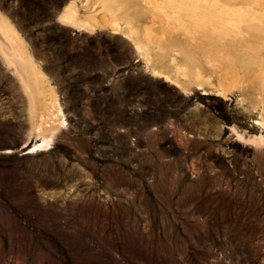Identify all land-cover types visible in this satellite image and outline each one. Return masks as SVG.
<instances>
[{
    "label": "rangeland",
    "instance_id": "1",
    "mask_svg": "<svg viewBox=\"0 0 264 264\" xmlns=\"http://www.w3.org/2000/svg\"><path fill=\"white\" fill-rule=\"evenodd\" d=\"M152 7L0 0V264H264V48Z\"/></svg>",
    "mask_w": 264,
    "mask_h": 264
},
{
    "label": "bare ground",
    "instance_id": "2",
    "mask_svg": "<svg viewBox=\"0 0 264 264\" xmlns=\"http://www.w3.org/2000/svg\"><path fill=\"white\" fill-rule=\"evenodd\" d=\"M116 1H118V0H116ZM142 1H144V0H142ZM145 1H148V5H149V3H151L152 4V8H154V10H155V8L156 9H159V10H161V11H163L164 13H168L169 11H171L172 13L170 14V15H167V14H165L166 15V17H165V19L168 21L167 23L171 26H169V28L171 29V31L172 30H174L175 28H181V29H183L182 30V32L184 31V30H187L188 29V31L186 32V34L188 33L189 35H190V38H192L191 36L193 35V33H196V28L197 27H199V26H197L196 27V25L195 24H197V23H199V24H205V26L206 25H213L212 26V28H215V27H218V29L220 30V33L222 34V35H225L226 33V31H228L229 30V28H234L232 31H237V32H241V34L242 35H245V33H246V35H248V36H246L247 38H248V40H249V38L251 39L250 41H248L249 42V46L251 47V46H253L254 44H257V46H253L254 47V49H255V47H257V48H260L261 47V50H262V48H264V13L262 12V11H260V10H257L256 8H257V5H259L260 7H261V5H263V4H261L260 2H259V0H249V3H247V4H243L242 6H239V7H234L235 5L233 4V2H231L230 0H216V1H212V3H206V2H201V0H178L177 2H169V3H167L168 2V0H145ZM181 1L183 2V4H191L190 6H191V8H192V18H193V20H188L190 23H188V21L186 20V19H183V17H181V14H180V12H179V10L177 11L176 9L177 8H183V7H181ZM230 1V2H229ZM261 1V0H260ZM188 2V3H187ZM235 2V1H234ZM147 3V2H146ZM145 3V4H146ZM172 3V4H171ZM108 4H109V2H108ZM125 4V3H124ZM123 4V5H124ZM202 4H204V5H206V8H208V6H210V8L211 7H213L214 6V9H216L215 7H217V9L219 10V11H217V12H220L221 13V15H222V17L220 18L221 20H219L218 19V17H217V14L215 13V17H216V19L214 20V18H212V16H211V12L210 11H208L206 8H204L203 10H201V11H198L197 10V8H200V5L202 6ZM212 4V5H211ZM241 4V3H240ZM239 5V4H238ZM189 6V7H190ZM115 7V6H114ZM118 7V6H117ZM151 8V9H152ZM124 9V8H123ZM187 9V8H186ZM113 10V9H112ZM117 10V9H116ZM121 11H122V9H120ZM172 10H174L175 12H176V14H178L179 16L177 17H172V16H174V12L172 11ZM181 10V9H180ZM109 11V10H108ZM111 11V10H110ZM213 11V10H212ZM117 11H115V9H114V13H116ZM113 13V14H114ZM111 14H112V12H111ZM188 14V13H187ZM214 14V13H213ZM212 14V15H213ZM219 14V13H218ZM163 17H164V15H162ZM183 16H185V15H183ZM198 16V17H197ZM171 18V19H169V18ZM189 17V16H188ZM201 18V17H204V19L203 20H197V18ZM90 18V17H89ZM88 18V19H89ZM93 18V17H92ZM92 18H90V19H92ZM162 18V17H161ZM176 18V19H175ZM94 19V18H93ZM162 19H164V18H162ZM191 19V18H190ZM4 20V19H3ZM96 19H94V21H95ZM161 20V19H160ZM170 20H173V22L172 23H170ZM175 20V21H174ZM163 21V20H162ZM216 21V22H215ZM7 22V21H6ZM2 24V23H1ZM11 24V23H10ZM128 24H129V22H128ZM166 25V24H165ZM188 25H189V27H188ZM190 25H193V27L191 28L190 27ZM195 25V26H194ZM10 26V25H9ZM179 26V27H178ZM11 27V26H10ZM0 28H2V25H0ZM13 28V29H12ZM12 28H9V27H7V26H5V25H3V29H4V33L6 34V36L5 37H7L6 39L9 41V48H10V50H12V51H14V52H16V53H18L19 55H20V57L22 58H24V57H26V55L25 56H23L24 54H26V52L23 54L22 52H24V51H22L21 49H23L24 47H20L21 46V41H20V39H19V37H18V32H17V30H15V28L14 27H12ZM210 28V27H209ZM162 29H166V28H164V26H163V28ZM169 29V30H170ZM178 29H176V30H178ZM181 29H179V31H181ZM199 29V28H198ZM217 29V28H216ZM166 30H168V29H166ZM198 32H200V31H198ZM201 32H203V31H201ZM207 32H210V31H207ZM206 32V33H207ZM168 33V32H167ZM215 32H213V34H214ZM149 34H152V33H149ZM148 34V35H149ZM185 34V33H184ZM187 34V35H188ZM198 34V33H197ZM211 34H212V32H211ZM213 34H212V36H213ZM230 34V33H229ZM228 34V35H229ZM196 35V34H195ZM195 35H194V37H195ZM155 34H154V39H155ZM148 37V36H147ZM151 37H153V36H151ZM162 37H165L164 35H162ZM217 37V36H216ZM150 38V37H149ZM156 38H158L157 36H156ZM196 38V37H195ZM240 39V38H239ZM260 39L262 40V42L263 43H260L261 44V46H258V43H257V41H260ZM236 40H238V39H236ZM257 40V41H256ZM155 41V40H154ZM157 41V40H156ZM155 41V42H156ZM160 40H158V42H159ZM162 41V40H161ZM231 41V40H230ZM239 41V40H238ZM241 41V40H240ZM245 40L243 39V41L242 42H244ZM150 42V41H149ZM157 43V42H156ZM245 43H247L246 41H245ZM23 44V43H22ZM259 44V45H260ZM5 45V44H4ZM263 46V47H262ZM8 47V46H7ZM158 47H159V45H158ZM162 48V47H161ZM216 47H214V49H215ZM211 50L213 49V48H210ZM245 49H247L246 48V46H245ZM249 49V48H248ZM253 49V48H252ZM5 50V49H4ZM225 50H227V51H229L228 49H225ZM250 50V49H249ZM257 50V49H256ZM259 50V49H258ZM264 50V49H263ZM26 51V50H25ZM218 51V50H217ZM230 51H232V50H230ZM246 51V50H245ZM251 51V50H250ZM3 52V51H2ZM208 52V51H207ZM247 52H248V50H247ZM256 52V51H255ZM264 52V51H263ZM4 53V52H3ZM6 53V52H5ZM13 53V52H12ZM215 53H216V51H215ZM220 53V52H219ZM218 53V54H219ZM224 54H225V52H223ZM231 53V52H230ZM233 53V52H232ZM246 53V52H245ZM251 53V52H250ZM254 53V52H253ZM260 53V52H259ZM258 53V54H259ZM14 54V53H13ZM227 54H228V52H227ZM234 54V53H233ZM249 54V53H248ZM256 54V53H255ZM209 55V56H208ZM208 57H210V54L208 53ZM214 55H217V54H214ZM214 55H212V56H214ZM7 56V55H6ZM221 56V54L220 55H218L217 57H220ZM223 56V55H222ZM221 56V57H222ZM234 56H235V54H234ZM257 56V55H256ZM263 56V55H262ZM18 57V56H17ZM216 57V56H215ZM236 57V56H235ZM223 58V57H222ZM257 58V57H256ZM260 59H261V56L259 57ZM14 59V58H13ZM15 59H16V57H15ZM20 59V58H19ZM214 59V58H213ZM216 59H218V58H216ZM215 59V60H216ZM224 59V58H223ZM253 59V58H252ZM18 60V59H17ZM220 60V59H219ZM226 60V59H225ZM229 60V59H228ZM256 60V59H255ZM254 60V61H255ZM211 61H212V59H211ZM14 62H17V61H14ZM215 62V61H214ZM218 62V61H217ZM217 62H216V64H217ZM257 62V61H256ZM260 62H261V60H260ZM211 63V62H210ZM229 63H231V65H232V68L234 69V70H236L235 69V66H234V58L232 57L231 59H230V61H229ZM255 63V62H254ZM261 65H263L262 67H261V69H262V71H261V74H260V79L262 80V82H263V84H264V63L263 64H261ZM189 66H187V68H188ZM187 68H185V69H187ZM184 69V68H183ZM190 69H192L191 67H190ZM193 69H195V68H193ZM188 70H189V68H188ZM184 71V70H183ZM187 70H185V73H189V72H193V71H195L193 74H197V76H198V72L196 71V69L195 70H191V71H189V72H186ZM28 73V72H27ZM259 73V72H258ZM257 73V74H258ZM190 74V73H189ZM186 75V74H185ZM188 75V74H187ZM21 76V75H20ZM35 76V75H34ZM196 76V77H197ZM259 76V75H258ZM199 77V76H198ZM24 78H26V77H24ZM33 78V77H32ZM27 79V78H26ZM24 80V79H23ZM42 80V79H41ZM39 81V80H38ZM31 85V84H30ZM35 86V85H34ZM260 86H262V85H260ZM27 87V86H26ZM39 87V86H38ZM264 87V86H263ZM261 88V87H260ZM33 89V88H32ZM263 90H264V88H263ZM42 90H40V91H34L33 92V95H35L36 96V98L38 97V98H40V96H42ZM51 92V91H50ZM43 97V96H42ZM33 98H35V97H33ZM38 100V99H37ZM33 102H35V101H33ZM39 104V103H38ZM49 106H51L52 108H53V110L54 111H56L57 109H56V106H55V104L52 102V101H50L49 102ZM41 105V104H40ZM33 106H35V104H33ZM38 106V105H37ZM45 106V105H44ZM48 106V105H47ZM36 107V106H35ZM40 107V106H39ZM33 108V107H32ZM38 108V107H37ZM56 109V110H55ZM32 115H35V110L33 109V112H32ZM38 115V114H37ZM48 117H50V115H48ZM45 119V118H44ZM50 119V118H49ZM55 119H56V117H55ZM43 121V120H42ZM45 121V120H44ZM49 121V120H48ZM46 122V121H45ZM45 122H44V124H45ZM56 123V122H55ZM47 124V123H46ZM45 126H47V125H45ZM45 130H47V129H45ZM44 130V131H45ZM48 134V133H47Z\"/></svg>",
    "mask_w": 264,
    "mask_h": 264
}]
</instances>
